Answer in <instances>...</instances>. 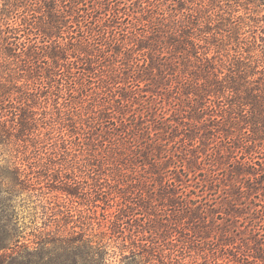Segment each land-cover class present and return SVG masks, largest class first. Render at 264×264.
Masks as SVG:
<instances>
[{
  "label": "trees",
  "instance_id": "obj_1",
  "mask_svg": "<svg viewBox=\"0 0 264 264\" xmlns=\"http://www.w3.org/2000/svg\"><path fill=\"white\" fill-rule=\"evenodd\" d=\"M179 2L185 0H178L176 5L170 2L167 9L143 6L139 12L131 13L127 8L114 7L113 0L32 2L39 10L34 9L40 13L39 18L25 24L44 37V111L52 108L59 113V141L56 138L50 144L52 150L44 153H53L60 143L69 147L66 151L73 150L70 144L76 143L77 134L81 133L79 129L84 130V127L70 129L72 115L67 107L71 102L78 103L79 97H85L77 109L80 114L83 112L82 118L88 121V127H100L113 134L110 150L129 148L133 152L128 154L130 160H141L144 168L151 167L150 176H158L161 196L174 208L170 216L179 219L183 216L190 223L183 227L180 221L174 225L146 221L138 216L141 212L134 210L131 203L126 204L112 222V230L118 234L112 251L99 243L94 245L92 241L76 238L83 242L74 248L87 252L76 255L75 263L105 264L112 257L116 264H173V260L175 264H188L185 246L167 254L154 235L164 238L182 233L188 244L199 238L216 239L209 248L210 254L199 245L197 256L205 258L208 264H223L220 262L223 257L243 264H264V205L255 200L258 190L264 195V164L249 159H257L249 156L253 154V147L258 155H264V69L254 59L251 49L245 50L249 52L247 56L239 51L231 59L223 55L209 56L208 48L200 50L202 47L191 36V14L186 13L183 3L178 5ZM102 9L104 15L96 16ZM17 23L15 21L14 25ZM7 25L17 30L12 34L21 31L20 23L16 27L13 23ZM0 42L4 53L10 55L12 38L4 35ZM173 77L180 102L183 101L176 107V114L180 108L189 114L188 121L184 120L186 116H179L177 124L158 113L161 108L152 107V102L148 101L150 90L154 96L161 85ZM0 78H3L1 74ZM15 92L0 80V145L7 140L9 146L13 136L21 139L32 128L30 123L37 121L29 115L31 100L30 103L28 100L17 102ZM141 98L145 99L142 104L146 113L138 115L132 111L128 114L127 109ZM48 113L44 115V126L51 132L56 126L49 123L52 116ZM151 113L155 120L143 121ZM158 125L153 135L152 127ZM221 126L228 132L235 131L233 128L243 130L244 135L221 139V135L215 133ZM69 131H76L70 139L67 138ZM160 131L168 136H162ZM170 136L182 137L183 148L189 147L185 156L178 152L181 146L175 152L174 147H167ZM196 137L206 143L205 148L203 145L200 149L191 148ZM218 138L224 140L220 147L214 143ZM234 146H242L245 155L238 156ZM101 162L106 163V159ZM200 170L204 171L203 178ZM31 178L17 167L0 165V264H49L51 261L60 264L53 255L44 258V232L36 234L39 238L35 241V250L30 251V245L21 242L22 231L14 222V199L23 196ZM192 178L200 180L195 185L202 192L195 193V197L187 191V182ZM71 179L57 180L63 186L67 184L68 194L84 196L90 201L106 193L99 178L93 177L88 188L81 186L83 181L79 177ZM37 183L42 180L38 179ZM39 188L41 191L35 193ZM39 188L30 189L32 192L27 196L44 195L42 187ZM59 211L73 219L72 211L65 206Z\"/></svg>",
  "mask_w": 264,
  "mask_h": 264
},
{
  "label": "rangeland",
  "instance_id": "obj_2",
  "mask_svg": "<svg viewBox=\"0 0 264 264\" xmlns=\"http://www.w3.org/2000/svg\"><path fill=\"white\" fill-rule=\"evenodd\" d=\"M32 2L34 3L36 0H0V38L9 35L14 41L10 55L4 53L5 50L0 42V74L3 76L0 80L9 84L16 91L14 96L17 102L28 100L30 103L29 100H31L32 107L28 109L29 115L37 119L36 122L30 123L32 128L26 132L24 137L17 139L13 136L9 146L7 140L0 145V165L17 167L32 177L31 181L25 185L26 189H24L23 196L15 197L12 206L14 222L22 231L21 242L30 245L29 250L33 251L36 246L35 241L39 238L36 234L44 232V236H42L44 238V258L47 255H53L57 257L60 264H89L87 261L83 263L73 262L76 255L87 252L82 248L74 247L77 244H82L83 241H92L94 245L99 243L103 248L112 251L114 239L118 235L112 230V222L116 215L123 212L122 209L129 203L132 204L134 210L141 212L138 216L146 221L158 220L168 225H174L176 221H180L183 227H188L190 224L188 218L180 216L179 219L170 216L174 208L168 205V201L161 196L160 191L162 189L159 180H157L158 176H150L153 169L146 165L147 168H144L141 160H130L128 154L133 152L129 148L124 151L110 150V140L113 134L103 131L100 127L94 129L88 127V121L82 118L83 112L80 114L77 109L81 99L85 97H79L78 103L71 102L67 107L72 115L70 117L72 122H69L68 125L70 129H75L79 125L84 127V130L79 129L81 133L80 135L77 134L79 137L76 139V143L70 144L73 150L66 151V148L69 147H64L65 145L60 143L58 149L54 147L53 153H44L52 150L50 144L56 141V138L59 141V113L56 109L53 111L52 108H50L52 111L48 109V111H44V37L40 36L38 30H34L30 26L27 27L25 24L26 22L37 21L39 18V10L35 8V4ZM170 2L176 5L178 0H168L167 2L165 0H113L114 7L117 5L123 10L127 8L130 13L139 12L143 6L154 8L161 6L167 9ZM181 3L186 8L185 12L191 14V26L193 28L191 36L193 41L198 42L200 48L202 47L200 50L206 51L208 48L209 56L223 55L231 59L239 51L245 52L246 49H251L254 59L264 69V0H185V2H179L178 5ZM104 13L105 10L102 9L95 15L100 16ZM15 21H18L17 24L20 23L21 26V31L18 34H12L17 30L7 27L8 23H13V26L16 27ZM244 54L247 56L249 52L246 51ZM160 88L161 90L154 93V96H152L151 90L148 92V101L152 102V107L159 106L161 109L157 112L169 117L175 124L179 122V116H186L184 120L188 121L187 115L189 114L185 112L184 108H180V112L176 114V107H180L183 103L178 97L176 79L173 77V79L164 82ZM144 100L141 98L135 101L126 112L129 114L136 111L138 115L146 113L145 105L142 104ZM15 105L18 106L17 103ZM9 107L11 108L10 104ZM48 112H51L49 116H52V121L49 123L56 126L51 132L47 130L48 126H44V115H48ZM126 112L123 114L128 118ZM153 117L154 115L151 113L150 116L143 118V121L152 123L155 120ZM75 119L78 122H74ZM228 124L230 125V123ZM158 128L159 125L153 126L151 133L154 135ZM233 129L235 131H230L233 132L230 133L226 127L221 126L215 133L216 136L221 135V139L224 136L244 135L243 130ZM87 131L89 134H85ZM68 133L67 138L70 139L74 136L73 134H76V131L75 133L72 131ZM160 133L162 136H168L165 135V131H160ZM85 135H90V137ZM181 139L180 136H170L167 147H174L175 152L181 146L178 152H181L180 156H185L189 147L184 149ZM241 139L245 140L242 137ZM220 142L224 143V140L221 141L218 138L214 141V143H218L219 147ZM205 144L201 142L199 137H196L194 147L191 148L196 150L198 147L200 149L201 145L205 148ZM224 146L222 144L221 147L224 148ZM255 151V147H253V151H251L253 154L249 156H256L257 159L255 157L249 159L260 160L264 164V155H258ZM235 152L238 156L245 155L242 146L235 147ZM105 159L106 163L101 162ZM199 173L201 174L200 177L203 178L204 171L200 170ZM63 177L67 181L72 180L73 177H79L81 182L83 181L81 186L85 185L83 187L86 188L93 183V177L99 178L103 181V189L106 193L96 195L90 201H87L84 196L68 194L67 184L63 186L57 181ZM108 178L112 179L108 180ZM38 179H41L42 183L38 184ZM198 181H200L198 178L195 180L192 178L191 181L187 182L189 184L187 191H190L193 197H195V193H202L195 185ZM39 187L44 190V195L27 196L32 192L30 189ZM76 187L78 188V186ZM40 191L39 188L34 192L38 194ZM257 192L256 202L264 205L262 190ZM63 206L72 211L73 219L60 213L59 210L63 209ZM56 218L57 221H55ZM49 232L51 234H48ZM149 234L146 232V235ZM154 235L167 254L185 246L187 253L184 255L187 256L188 264H208L209 261H206L205 258L197 256L199 247L201 246L210 254L211 249L209 248L216 241V239L208 237L207 239L199 238L198 241L188 244L189 242L184 241L186 237L182 233L177 236H164V238L159 237L158 234ZM76 238H82L83 241H78ZM72 239L76 242L68 241ZM50 240L52 243H47ZM108 244L110 245L108 246ZM50 258H46V260L49 261ZM106 262L105 264L117 263L112 257H109ZM220 262L223 264H243L236 259L229 260L224 257L220 258ZM49 264H53L52 261ZM173 264H175L174 260Z\"/></svg>",
  "mask_w": 264,
  "mask_h": 264
}]
</instances>
